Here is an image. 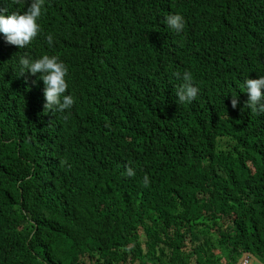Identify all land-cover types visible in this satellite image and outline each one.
Listing matches in <instances>:
<instances>
[{"label": "trees", "instance_id": "obj_1", "mask_svg": "<svg viewBox=\"0 0 264 264\" xmlns=\"http://www.w3.org/2000/svg\"><path fill=\"white\" fill-rule=\"evenodd\" d=\"M38 23L23 49L0 35V264H264V114L240 87L264 75V0H44ZM43 54L63 113L20 75Z\"/></svg>", "mask_w": 264, "mask_h": 264}, {"label": "clouds", "instance_id": "obj_2", "mask_svg": "<svg viewBox=\"0 0 264 264\" xmlns=\"http://www.w3.org/2000/svg\"><path fill=\"white\" fill-rule=\"evenodd\" d=\"M15 3L21 0H11ZM44 10V0H27V7L23 11H7L0 6V35L3 36L6 43L17 46L19 49L29 45L40 33L38 23ZM164 24L167 28L176 33H180L184 28V18L179 13H172L164 18ZM45 40L49 47L53 45V36L48 34ZM18 69L20 75L25 72L35 76L39 74L38 79L42 80L43 97L45 100L44 109L53 113H63L70 109L74 104V99L70 94H65L68 87L66 76L68 67L56 55L43 54L35 59L18 58ZM182 83L175 88L174 96L180 104H191L198 94V88L193 83V75L190 71H184L182 76L177 74ZM240 87L244 93H247L245 107L252 113L264 114V75L258 79H244ZM232 107H237V99H232ZM127 176H133L134 171L131 167L126 169ZM145 186L149 183L148 176L143 177ZM246 259L248 257L246 256Z\"/></svg>", "mask_w": 264, "mask_h": 264}, {"label": "built area", "instance_id": "obj_3", "mask_svg": "<svg viewBox=\"0 0 264 264\" xmlns=\"http://www.w3.org/2000/svg\"><path fill=\"white\" fill-rule=\"evenodd\" d=\"M242 264H247V261H245L244 263H242Z\"/></svg>", "mask_w": 264, "mask_h": 264}, {"label": "rangeland", "instance_id": "obj_4", "mask_svg": "<svg viewBox=\"0 0 264 264\" xmlns=\"http://www.w3.org/2000/svg\"><path fill=\"white\" fill-rule=\"evenodd\" d=\"M244 263V262H243ZM248 264V263H247ZM250 264H251V262H250Z\"/></svg>", "mask_w": 264, "mask_h": 264}]
</instances>
